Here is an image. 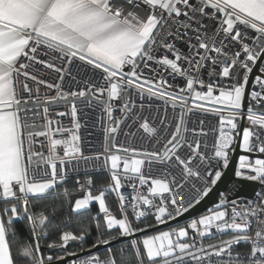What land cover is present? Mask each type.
Returning a JSON list of instances; mask_svg holds the SVG:
<instances>
[{
    "label": "snow or ice",
    "instance_id": "6c2138e0",
    "mask_svg": "<svg viewBox=\"0 0 264 264\" xmlns=\"http://www.w3.org/2000/svg\"><path fill=\"white\" fill-rule=\"evenodd\" d=\"M237 148L264 186V0H0V264H264V190L169 224Z\"/></svg>",
    "mask_w": 264,
    "mask_h": 264
},
{
    "label": "water",
    "instance_id": "95a60500",
    "mask_svg": "<svg viewBox=\"0 0 264 264\" xmlns=\"http://www.w3.org/2000/svg\"><path fill=\"white\" fill-rule=\"evenodd\" d=\"M246 111V107H245ZM245 124V120L243 121V125ZM240 151L237 148L235 153L232 157V163L230 164L229 168L225 171L224 175L222 176V179L220 182H218L217 186L213 189V192L210 193L209 197L205 198L199 205H196L194 208L190 209L187 213H184L182 216L178 217L176 221H170L169 224L171 226H176L177 224L182 225L188 221H190L192 218H198L200 215L206 214L207 211L215 206V204L218 202V197L220 193H223L227 190L231 182L235 179V169L238 164V157L240 155ZM258 188V184L254 182L249 181H242L241 182V188L237 193V196H245V197H252ZM169 224L161 225V230H167L169 227ZM155 228L149 229V234L155 232ZM143 236L144 234H140ZM115 243H119V241H116ZM78 245V243H72L69 245L74 246ZM49 253L52 251L50 249L47 250ZM103 252V251H101ZM78 255L83 256L82 253H78ZM68 264H71V262L76 259V257H67Z\"/></svg>",
    "mask_w": 264,
    "mask_h": 264
},
{
    "label": "trees",
    "instance_id": "16d2710c",
    "mask_svg": "<svg viewBox=\"0 0 264 264\" xmlns=\"http://www.w3.org/2000/svg\"><path fill=\"white\" fill-rule=\"evenodd\" d=\"M101 178L108 179L107 176H105V175L95 177L94 179L98 182V185H99V181H100ZM66 187L73 192V194L71 196V199L73 201L76 198H79L81 196V193L76 190L72 180H69L67 182ZM107 199H108L109 205L112 207L113 211L115 213L119 214L118 209H117V205L115 203V200H114L113 196L112 195H107ZM50 203H51L50 201H40L39 203L33 204L31 210L34 211V212H38V211L41 210V208H44L45 205L50 204ZM44 210L49 214V217L51 218V208H45ZM63 211H64V216L61 215V212L59 210L56 212V214H55V216H56L55 223L59 224L60 228H64L65 227V223H66V217L68 215H72V220H73L72 227L76 228L77 227V224H76V219L77 218L75 217V215L69 213L66 206H65ZM97 212H98V206L97 205H92L91 208H90L89 214L87 216H85V217H81V219L90 222V217L92 215H95ZM15 227H16V230L18 232V238L19 239H24V240H29V241L32 239L31 234H30V232L28 230V222L26 220L22 221V222H17ZM95 234L96 233H95L94 226H93V237L95 236ZM57 235H58V231L56 233L50 234L47 240L42 239L40 241V247H41L44 255L49 254V252L47 251L48 250L47 243L49 241H51V240H55L57 238ZM91 244H92V240H89L87 244L83 245V248L85 250H87L90 247ZM12 247H13V249H15L16 246L13 245ZM69 251L76 252V253H81V245L78 244V245L70 246L69 247ZM54 254L59 255L61 253L56 252ZM105 254L106 253L101 252V255H105Z\"/></svg>",
    "mask_w": 264,
    "mask_h": 264
},
{
    "label": "built area",
    "instance_id": "2783aa9c",
    "mask_svg": "<svg viewBox=\"0 0 264 264\" xmlns=\"http://www.w3.org/2000/svg\"><path fill=\"white\" fill-rule=\"evenodd\" d=\"M179 82V81H178ZM146 112H148L149 110H145ZM152 111H154V109L152 110ZM117 115H119L118 113H117ZM66 121H67V118H64ZM247 124H248V122H247V120L245 119V124H244V126H247ZM87 132H92L93 133V135L92 136H90V137H88V139H90V140H92L93 142H95V141H97L98 139H99V137H100V131H99V127H96V128H88V129H82V135H86L87 134ZM121 139H123L122 137H121ZM148 138H147V136H146V134H145V140H144V146H148ZM133 143L137 146V147H139L140 145H141V141L139 140V139H137V140H135V141H133ZM98 146V145H97ZM87 147V146H86ZM226 171V170H225ZM97 176H102V175H100V174H96L95 176H94V178L95 177H97ZM105 176H107L106 174H105ZM73 181V183H74V186H75V188H76V190H77V186H76V184H75V181L74 180H72ZM242 181H246V180H242V179H239V178H237V177H235V179L231 182V184L229 185V187L227 188V190L225 191V192H223V193H226V194H228V196H229V198L230 199H237L238 201H240V202H245V201H247L248 199H255V194L252 196V197H245V196H237V193H238V191L240 190V188H241V182ZM249 182H252V181H249ZM254 183H257V182H254ZM258 184V183H257ZM97 186H99V185H97ZM261 190H264V186H261V185H259L258 184V188H257V191H261ZM78 191V190H77ZM256 191V192H257ZM221 194V193H220ZM220 194H219V197H218V201H219V199H220ZM113 196V198H114V195H112ZM114 200H115V198H114ZM115 203H116V201H115ZM116 205H117V203H116ZM117 209H118V206H117ZM119 212V211H118ZM207 214V213H206ZM199 218V217H198ZM147 222V221H146ZM190 221H188L187 223H189ZM187 223H185V224H183L182 226H186L187 225ZM225 238H227V237H225ZM245 245H243V244H241V245H238L237 246V248L239 249V250H244L245 249ZM103 256V255H102Z\"/></svg>",
    "mask_w": 264,
    "mask_h": 264
},
{
    "label": "rangeland",
    "instance_id": "374dc122",
    "mask_svg": "<svg viewBox=\"0 0 264 264\" xmlns=\"http://www.w3.org/2000/svg\"><path fill=\"white\" fill-rule=\"evenodd\" d=\"M101 180H103V181H105V182L107 181L106 178H101L100 181H101ZM106 200H107V203L109 204L107 197H106ZM93 205H96V204H93ZM109 206H110V205H109ZM110 209L113 211V209H112L111 206H110ZM113 213L119 215L118 213H115L114 211H113Z\"/></svg>",
    "mask_w": 264,
    "mask_h": 264
},
{
    "label": "bare ground",
    "instance_id": "6f19581e",
    "mask_svg": "<svg viewBox=\"0 0 264 264\" xmlns=\"http://www.w3.org/2000/svg\"><path fill=\"white\" fill-rule=\"evenodd\" d=\"M186 223H187V222H186ZM184 224H185V223H184ZM182 225H183V224H182ZM182 225H181V226H182ZM179 226H180V225H179Z\"/></svg>",
    "mask_w": 264,
    "mask_h": 264
}]
</instances>
